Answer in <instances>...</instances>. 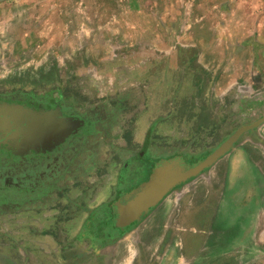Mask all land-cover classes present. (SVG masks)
<instances>
[{
  "label": "rangeland",
  "instance_id": "rangeland-1",
  "mask_svg": "<svg viewBox=\"0 0 264 264\" xmlns=\"http://www.w3.org/2000/svg\"><path fill=\"white\" fill-rule=\"evenodd\" d=\"M169 60L176 80L192 68L229 90L223 128L192 143L161 140L160 154L200 159L264 115V0H0V94L33 95L78 120L76 130L77 113L102 93L160 99L155 85ZM157 139L160 147V132ZM221 159L127 233L93 246L82 236L86 203L76 186L94 188L99 200L111 175L102 167L89 181L88 161H79L46 205L0 207V264H264V121ZM121 165L107 169L116 175ZM15 168L0 159V180L11 181Z\"/></svg>",
  "mask_w": 264,
  "mask_h": 264
},
{
  "label": "crops",
  "instance_id": "crops-1",
  "mask_svg": "<svg viewBox=\"0 0 264 264\" xmlns=\"http://www.w3.org/2000/svg\"><path fill=\"white\" fill-rule=\"evenodd\" d=\"M152 66L154 63L149 69ZM175 67L169 60L164 67L163 76L155 85L160 86V99H144L138 91L120 96L114 90L106 96L102 93L100 101L90 107H84L85 109L77 113L84 132H90V126L92 127L91 133L85 132L86 139L79 152L80 161H88L87 171H84L85 174L90 173L87 179L96 181L94 173L102 167L107 170L103 175L111 177L107 179L109 182L105 183L103 197L99 200L93 195L94 188L86 187L81 190L78 186L76 199L82 198L84 203L87 199L90 207L99 204L97 206L112 208L116 215L117 203H124L131 197L149 178L160 160L174 156H180L182 161L198 160L184 150L173 154H160L163 147L161 140L167 141L166 137L171 135L172 139L178 136L174 141L180 142L183 136H188V143H192L196 138L192 135L203 136L205 133H199L202 130L210 131L212 126L223 128L222 124L229 115L227 109L229 90L226 83L217 86L218 84L209 82L205 73H198L192 68H189V71L182 69L181 72L179 69L180 76L176 80L172 72ZM176 81L179 82L176 84ZM155 88L149 92H156ZM159 132L160 147L157 144ZM237 142L228 152L236 148ZM110 161H122L123 167L116 175V170L107 169ZM159 204L160 202L157 205ZM117 228L124 229L126 226ZM129 229L131 228L125 229L124 232L127 233ZM119 237L120 235L116 239Z\"/></svg>",
  "mask_w": 264,
  "mask_h": 264
},
{
  "label": "water",
  "instance_id": "water-1",
  "mask_svg": "<svg viewBox=\"0 0 264 264\" xmlns=\"http://www.w3.org/2000/svg\"><path fill=\"white\" fill-rule=\"evenodd\" d=\"M263 121L264 115L252 123L239 126L196 163L182 161L180 156L160 160L139 189L124 203H117L114 225L133 227L173 188L212 165L232 149L244 132ZM79 126L78 120L62 116L58 110H34L24 104L0 101V150L17 156L52 151Z\"/></svg>",
  "mask_w": 264,
  "mask_h": 264
},
{
  "label": "flooded vegetation",
  "instance_id": "flooded-vegetation-1",
  "mask_svg": "<svg viewBox=\"0 0 264 264\" xmlns=\"http://www.w3.org/2000/svg\"><path fill=\"white\" fill-rule=\"evenodd\" d=\"M2 100L9 103L24 104V106L34 110H48V108L55 107L44 103L40 104L37 102L36 97L27 94H0V101ZM61 110L63 114H66L69 109L66 106H62ZM76 112L77 110L71 109L69 113L73 114ZM85 132L86 134L91 133L92 127L90 126V132ZM85 132L82 127L79 128L54 150L46 153L36 154L30 152L29 154H19L20 156H17L15 153L11 154V152L0 150L1 161H10V165L16 167L14 170H18V172L14 171L15 174L11 181L8 182L5 178L0 180V182L3 180L2 184L5 185H0V192L6 193V195L0 193V207L18 208L22 203L28 204L30 208H34L37 205H46L48 203L46 197L49 195L53 197L58 191V184L60 182L61 184L65 183L64 179L69 173L70 166L77 167L79 165V152L86 139ZM67 162L68 164H66ZM19 165H29V168H26L24 173H20L21 169L17 167ZM55 187L57 188L56 191L54 190ZM59 190L62 191V189ZM97 205L99 204H96V207H90L86 199L84 211L87 216L83 220L81 229L82 236L92 246L95 242L109 241L108 243H111L128 228V226L124 229L117 228L114 225L115 213L112 208ZM88 209L92 211H88Z\"/></svg>",
  "mask_w": 264,
  "mask_h": 264
}]
</instances>
